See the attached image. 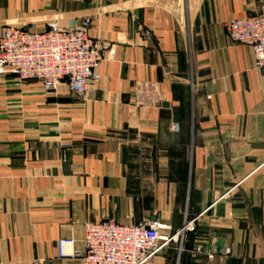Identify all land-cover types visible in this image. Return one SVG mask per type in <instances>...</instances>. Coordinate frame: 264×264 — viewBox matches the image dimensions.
Wrapping results in <instances>:
<instances>
[{
  "label": "crops",
  "instance_id": "obj_1",
  "mask_svg": "<svg viewBox=\"0 0 264 264\" xmlns=\"http://www.w3.org/2000/svg\"><path fill=\"white\" fill-rule=\"evenodd\" d=\"M263 8L0 0V33L87 18L104 55L83 97L0 77V264H81L87 224L146 219L174 238L151 264H212L198 246L213 264H264V73L225 30ZM143 82L161 90L160 109L134 105ZM59 240L74 241L73 258H59Z\"/></svg>",
  "mask_w": 264,
  "mask_h": 264
},
{
  "label": "built area",
  "instance_id": "obj_2",
  "mask_svg": "<svg viewBox=\"0 0 264 264\" xmlns=\"http://www.w3.org/2000/svg\"><path fill=\"white\" fill-rule=\"evenodd\" d=\"M90 26L91 21L86 18L67 28L52 22L40 33L3 28L0 77L12 74L21 82L37 81L43 92L51 96L59 94L66 85L72 94L83 97L89 84L99 79L98 71L104 62L102 49L89 36ZM225 30L233 44L252 50L255 68L264 73V8L253 17L228 22ZM163 103V94L156 84L143 82L136 86L137 108L156 110ZM171 130L178 133L179 125L173 124ZM161 230L156 219L143 220L136 226L120 225L113 220L89 223L85 226L81 264H151L174 239L163 237ZM73 248V240H59V258H73ZM194 254L212 264L216 261L215 253L202 246ZM223 255L229 258L231 250L226 249Z\"/></svg>",
  "mask_w": 264,
  "mask_h": 264
}]
</instances>
